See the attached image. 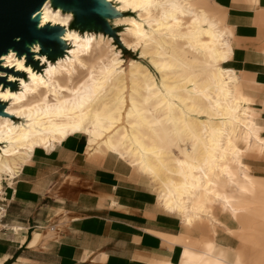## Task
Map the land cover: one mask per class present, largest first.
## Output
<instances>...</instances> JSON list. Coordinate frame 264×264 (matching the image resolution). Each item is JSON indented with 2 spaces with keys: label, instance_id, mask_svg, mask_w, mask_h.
I'll return each instance as SVG.
<instances>
[{
  "label": "bare ground",
  "instance_id": "1",
  "mask_svg": "<svg viewBox=\"0 0 264 264\" xmlns=\"http://www.w3.org/2000/svg\"><path fill=\"white\" fill-rule=\"evenodd\" d=\"M104 1L119 15H123L131 7L134 13L140 10L145 12L150 33L143 25L133 20L134 18L119 17L115 21L117 24L129 26L128 35L135 38V43L129 44L122 36L128 49L135 51L142 49L143 56L148 54L159 58L169 56L166 62H155L160 69L183 67L172 55L163 50L162 42L167 38L173 40V46L184 42L189 49L197 52L200 58L174 46L182 60L190 64L205 62L212 75L214 88L206 94L207 87L204 82L200 86L195 84L198 86L195 87V91L201 93V99L207 101L208 105L199 103V99L192 100L190 105L186 104L187 100L181 102L186 112L196 114L199 111L203 115L206 114L209 119L216 116L220 125L208 121L207 125L200 127L192 119L183 120L184 112L178 111L173 105L172 126L167 131L163 129L159 134L156 130L158 122L148 120L149 108L146 103L161 92L155 90L157 85L146 76L143 83L135 79L136 75L143 73L136 62L131 64L130 79L146 92L148 97H141L143 103L133 96L129 97V102H126L125 98H119L115 106L109 107L103 100L118 96L117 92L113 93V91L118 88V81L115 80L120 75V73L117 75V71L123 67L122 62L119 61L118 55H113L112 59H98L96 64L89 65L87 60L93 52L94 41L84 40L77 33L65 28L67 25L58 19V14L64 12L62 6H58V13L47 12V6L51 8V4H54V0H49L41 9V14L36 17L39 21L38 29L63 28L64 33L60 35L59 41L65 44V49L70 43L72 50H66L64 57L50 61L40 43L36 41L27 46L37 45L39 53L29 51L28 47V52L22 54L13 50L16 53L14 60L23 58L25 68L31 67V76L23 70L14 71L13 67L0 66V79L5 75L3 72L9 70L13 74L25 72L29 76L28 83L24 82L23 85L20 83L19 91L9 89L3 91L0 87V105L5 108L0 113V181L3 176L11 177L10 182L14 180L15 175L27 163L36 148H54L55 144L66 140L69 136L83 134L89 138L88 153L97 155L103 153L104 156L112 154L120 160H131L132 169L136 167L137 170L142 171L151 184L160 190V205L171 214L181 215L186 220L187 226L195 228L201 223L213 222L227 226L230 220L238 222L243 210L235 205V198L231 194L239 191L240 195H244L248 190L241 187L234 191L235 175L230 164H240L242 158L247 156L252 137L255 138L253 146L264 153L262 136L264 128L252 107L253 101L246 95L244 87L246 84L235 71L224 67L233 56V32L208 10L207 0ZM37 55L42 58V63L36 61ZM35 63L38 65L33 66ZM2 64L3 61H0V65ZM42 68H45L44 73L41 71ZM83 70L88 71L89 76L82 84L76 86L75 79L79 71ZM13 74L6 85L19 81ZM202 75L205 76V72H202ZM204 78L206 81L209 80L207 76ZM193 82L190 79L188 81V83ZM163 103L164 99L161 98L160 105ZM138 116L152 128L151 135L160 141L164 140L167 145L171 143L172 136L183 143L184 136L192 135V148L186 149L178 156L171 153L173 159L167 158L170 153L165 147L147 145L143 142ZM14 118L24 123L14 124ZM124 124L130 129H126ZM238 129L243 132L240 137H237ZM127 130H130V136ZM169 131L171 134L168 133ZM127 138L137 148L126 145ZM241 145L247 150L241 149ZM156 160L165 165L167 171H164ZM243 175L247 182L251 181L250 175L247 173ZM221 180L232 182L228 185L231 191L224 193L218 190L220 184L218 182ZM212 208L219 209L224 215L223 220L220 221L212 215ZM198 213L202 214V217L199 218ZM255 216L264 223V214L257 213ZM251 244L257 246L255 248L258 251L262 249L261 253L264 254V225L258 224L257 231L251 238ZM202 248L203 253L193 254L187 250L185 256L206 263L208 258L215 255V251L208 244L203 245ZM215 258L217 264L224 262L246 264L244 261H234L233 256L228 262V257L227 255L224 257L223 252L216 254Z\"/></svg>",
  "mask_w": 264,
  "mask_h": 264
},
{
  "label": "crops",
  "instance_id": "2",
  "mask_svg": "<svg viewBox=\"0 0 264 264\" xmlns=\"http://www.w3.org/2000/svg\"><path fill=\"white\" fill-rule=\"evenodd\" d=\"M210 1L223 14L207 6L208 10L234 36L233 56L224 67L256 91L247 96L254 100L252 107L264 128V105L259 103L264 99V0ZM88 143L86 135L69 136L53 149H36L21 168L13 190L8 191L11 205L6 222L24 228L15 227V235L0 237V264H217L215 256L220 252L228 262L233 256L234 261L264 264L262 249L251 244L258 224L264 225L256 216L249 223L239 222L243 210L238 230L230 222L228 227L214 222L195 228L186 225L193 229V243L199 238V249L185 246L189 232L180 217L165 211L145 184L134 182L117 157H90ZM245 163L255 176L264 178V158ZM248 186L245 194L257 191L252 179ZM58 217L66 223L60 241L44 245L51 229L36 231L32 237L25 229L45 226ZM219 227L227 232L217 233ZM228 232L239 238L240 249L233 248ZM205 244L215 251L206 263L185 256L187 250L203 253Z\"/></svg>",
  "mask_w": 264,
  "mask_h": 264
},
{
  "label": "rangeland",
  "instance_id": "3",
  "mask_svg": "<svg viewBox=\"0 0 264 264\" xmlns=\"http://www.w3.org/2000/svg\"><path fill=\"white\" fill-rule=\"evenodd\" d=\"M114 3L120 4L117 1H114ZM207 6L209 7L210 10H212L214 12H218L220 14H223L222 12L218 11L211 4L210 0H207ZM46 9H47V12H49V13H53V12L58 13V7L54 8V6L52 4H51V8L49 6H47ZM132 10L133 9L131 7V9H128V11L125 12L123 15L117 16V15L111 14L108 17H106L105 18V21H106L105 25L106 26H104L106 31L102 30L100 28H96L95 25H89L87 28H81L79 25V21L77 20L75 10H68V11L66 10L63 12V14H58L59 15V17H58L59 21L65 23L67 25L65 27L66 29H69L71 32L77 33L84 40L90 39L91 41H94L93 52L90 55V58L87 60L89 65L96 64L98 59H105V58L112 59L113 55H118L119 61L122 62L123 67L117 71V75L119 73H120V75L118 77L116 76L117 78L115 80V81H118V88L119 87L120 88L119 89L116 88L113 91V93L117 92L118 96L113 97V98L107 97L103 100L104 103L110 107V106H115L116 103L118 102L119 98L120 99L125 98V101L129 102V99H130L129 97L133 96V97H136L140 102H142V98H141L142 96L148 97L147 96L148 94L146 92H144L140 87H138L137 84L133 83L132 80L130 79L131 64L133 62H136L140 65L143 73L141 75H136L135 79L137 81L143 83L144 77L146 76L147 79H150L152 83H155L157 85V88L155 90L156 91L159 90V93L161 92L158 96L149 99L148 102L146 103V106L149 108L148 113H147L148 120L149 121L154 120L153 122H158V125L156 126V130L158 131L159 134L162 133L163 129L165 131H167L172 126V122H173L172 106L173 105L175 106V108L178 111L181 110V112L182 111L184 112L183 120L187 121L188 119H192V121H196V123L200 127L202 125L203 126L207 125V123H209V122H213V123H215V125L219 126L220 124H219V121L216 118V116L209 119L206 114L203 115L199 111H197L196 114L188 113L184 110V105L181 102V100H187L186 104L190 105L192 103V100H198L199 99V103L203 102V103L208 105L207 101H205L204 99H201L202 98L201 93H198L195 91V87L200 86V84H202L204 82L205 86L207 87V90L205 91V93L207 94L209 91H213L214 87L212 84V75L209 73V67L206 64H204L205 63L204 61L199 62L198 64H190V63L182 60V58L180 57V55L178 53V50L175 49V47H178L179 50L185 51V52L191 54L192 56H196L197 58H200V56H198L197 52H194L193 50L189 49L188 46L185 45L184 42H180L179 44H177V46L174 44V46H175L174 47L173 46V40L171 38H167L166 40H163L162 48L166 53L172 55V57L174 59H176L180 65L183 66L182 67L183 69L177 68V67L160 69L159 67H157L155 65V62H163V61L166 62V61H168L167 59L169 56L164 57V58H159V57L154 56L152 54H148L146 56H143L142 55V49H139L138 51H135L134 49L133 50L128 49L126 44L123 42V37L126 40V42L129 44H134L135 38L131 35H128L129 26L124 25V24H117L115 21L116 18H119V17H124L123 19H133L134 18L133 20H136L138 24L143 25L145 30L148 33H150V29L148 27L146 17H145V12L143 10H140V12L134 13ZM62 32L64 33V31H62ZM100 33H102V34H100ZM86 36H87V38H85ZM71 47H72V45H70V43H68L66 50L71 51L72 50ZM54 48L55 47L47 48L46 51L48 52V50H49V52H51V54L54 55ZM66 50L65 49L63 50L64 53L62 54L61 57L65 56ZM39 52L40 51L37 48L35 53H39ZM37 57H39V56L37 55ZM57 59L55 58V60H57ZM36 61H39L40 63H42L41 59H36ZM25 65H26V61H25ZM37 65L35 63L33 66H37ZM13 68H14V71H16L15 66ZM43 70L45 71V68L41 69V71H43ZM44 71L42 73H44ZM83 71H79V74L75 79L74 84L76 86L82 84L89 76L88 71H86V70H83ZM196 71H199V72L196 73ZM202 72H205V76H207L209 78V80H207V81L205 80V78H204L205 76L202 75ZM3 73H5V75H2L4 77L2 79H0V82L3 84L2 85L0 83V87H1V90H3V91H6L7 89H9L11 91H15V90L19 91L20 90L19 85H20L21 80H23L24 82H27V83L29 82V76H28V74L26 75L25 72L13 74L12 71L9 70V71H5ZM12 74L19 81L6 85V83L8 81H10ZM0 76H1V74H0ZM189 79L193 80L194 82L188 83ZM109 83H111V82H109ZM195 84H197L198 86L197 85L195 86ZM109 86H110V84H109ZM244 87H245L246 92H248V93L256 92L249 85H245ZM257 92H259V91H257ZM161 98L164 99V103L162 105H160V99ZM252 101H253V105H254V100H252ZM259 103L264 105V99ZM167 104H168V106H167ZM126 105H128V107H130L129 104H126ZM167 108H170V110ZM4 110H5V108H4ZM138 120L141 123L142 129L140 128V131L142 133V136L144 137L143 142L147 145L153 144V146L165 147L167 149V151L170 153V156H168L167 158L173 159V156H171V153H172V155L178 156L180 153H184L186 149L192 148V145H193V136L192 135H188L186 137L184 136L183 143L180 139L173 137L171 135L172 136L171 143L169 145H167L164 140L160 141L159 139H157L156 137H153L151 135L152 128L150 126H148L144 121H142L139 116H138ZM13 123L17 124V125H22V123H24V121L19 120L17 118H14ZM123 126L126 127V129H130L126 124H124ZM160 127H162V128H160ZM241 127H242V125H241ZM127 131H128V136H130L131 135L130 130H127ZM263 131H264V129H263ZM168 133H170V131ZM189 133L190 132L188 131V134ZM241 133H243V132L240 129H238L237 130V137H240ZM121 134H122V132L119 133V135H121ZM254 139L255 138L252 137V139L250 140L248 154H247V156L242 158V162L240 164H235V163L230 164L231 169L235 175L234 180H235L236 187H235L234 191L240 189L241 187H245V188L248 187L249 188L248 184L250 181L247 182L245 180L243 173H247L248 175H250L251 179L257 185V189H256L257 191L252 190V193H246L245 195H240L239 191H235L234 193L231 194L235 198V205L237 207L241 208L242 210H244V212H242L240 215L239 222L245 221V223H249L252 220H255V215L258 212H261V211L264 212V178H259V177L255 176L253 174L254 170L247 163H245V160H247V159H253L254 160V159L264 158V153L261 151V149H258L257 147L253 146V143L255 142ZM126 143H127L126 145H130L133 148L134 147L137 148V146L134 145V143L132 141H129V138L126 139ZM55 146H56V144H55ZM240 147H241V149H243L245 151L247 150L244 145H241ZM36 149H38V148H36ZM50 149H53V148H50ZM0 151H1V147H0ZM89 154H88V156L92 155L90 157H105L103 153H100V155H97V154H90L89 155ZM107 155H112V154H107ZM126 157H127V159H129L128 155ZM120 161L129 168L130 173L132 175V180L136 183L142 182L143 184H145V186L151 192H153L155 196L157 195L158 201H159L160 190H157V187H155L153 184H151V181L148 180V177L146 175H144L142 173V171L137 170L136 167L134 169H132V167H131L132 161L131 160H126V161L120 160ZM156 161L158 164H160L162 166L164 171H167L165 165L160 163L159 160H156ZM17 174L15 175L14 178L17 177ZM1 179H2L0 181V186L2 189L1 193L7 194V197H6L7 202L5 203V205L6 206L11 205V200L9 198L8 191L13 190L12 188L15 185V181H17V179L14 181L13 184H12V181L11 182L9 181L10 179H12L11 177L3 176ZM229 183H232V182H227V181L221 180L220 182H218V184H219L218 190L222 191L224 193H228L229 191H231V189H229V187H228ZM8 185H10V186H8ZM2 196H3V194H0V198H2ZM3 205L4 204L0 203V207H2ZM9 208H10V206H9ZM9 208L7 211V217H8V213H9ZM168 213H170V212H168ZM175 215H177V214H174L172 216H175ZM212 215H214V217L220 221L223 220V218H224V215L221 214V212L219 211L218 208H212ZM177 216H179L180 218ZM177 216H175V217L179 218V220H182L183 226L185 227L186 230H188L186 227V220L181 215H177ZM225 216H228V215H225ZM198 217L199 218L202 217V214L198 213ZM6 220H7V218L3 220L2 224H0V237L2 235L5 236L7 234L15 235V230H14L15 227L24 228L21 225L20 226L9 225V224H7ZM63 220L64 219H62V217H58L57 219L47 223L45 226L33 227V225H32V226L27 227L25 229H27V232L30 234V237H32V234L36 231H41V232L45 233L51 229V238H48L44 242V245H45L47 242H51V240H53V241L54 240H56V241L61 240V236L64 234V230L66 227V223H62ZM229 222L231 223L230 227H232L233 230H238L241 228L242 224H240L239 222H236V221L232 222L231 220ZM209 229H210V232H213L212 228H209ZM191 230H193V229H190V231L188 230L189 233L185 234V238H186L185 246H189V247L195 246V248L199 249L197 246L199 238L198 239L196 238L195 243H193L194 238L190 234ZM219 230L227 232L224 228L219 227L217 229V233ZM22 232L23 231H19L18 233H22ZM228 234H230V233L228 232ZM229 236H232V238L234 239V243H235L234 245L235 246L233 248L236 250L240 249L242 247V243L239 240V238L237 236L232 235V234H230ZM0 242H1V238H0ZM8 242L10 244H13V242L11 240H8ZM200 244H201V242H200ZM37 250H40V248ZM232 254H233V252H232Z\"/></svg>",
  "mask_w": 264,
  "mask_h": 264
},
{
  "label": "water",
  "instance_id": "4",
  "mask_svg": "<svg viewBox=\"0 0 264 264\" xmlns=\"http://www.w3.org/2000/svg\"><path fill=\"white\" fill-rule=\"evenodd\" d=\"M47 1L49 0H0V56L7 54L9 49L19 54L28 52L27 44L36 41L50 61L62 56L65 44L59 38L63 34V28L40 30L38 19L32 18L33 13L39 11ZM53 6H62L64 11L75 10L81 28L95 25L106 31L105 18L111 14L119 15L104 0H54ZM50 47H55L54 55L49 50L46 51ZM3 110L4 107L0 105V113Z\"/></svg>",
  "mask_w": 264,
  "mask_h": 264
},
{
  "label": "clouds",
  "instance_id": "5",
  "mask_svg": "<svg viewBox=\"0 0 264 264\" xmlns=\"http://www.w3.org/2000/svg\"><path fill=\"white\" fill-rule=\"evenodd\" d=\"M43 7L44 5L42 6V8ZM41 9L33 13V16H32L33 19H36V17L41 14ZM19 39L20 38L18 37L17 40ZM27 47L32 52H35L37 50V45H28ZM15 55H16L15 51H13L12 49H9L7 54L0 56V61H3V64L0 66L5 67V68H12L15 66L17 71H21V70L26 71L29 73V76H31V67L29 66L28 68H25L24 63H23V58H21L20 60H14ZM35 59H41L42 61V58L37 57V56L35 57ZM20 83L21 85H23L24 81L21 80Z\"/></svg>",
  "mask_w": 264,
  "mask_h": 264
},
{
  "label": "built area",
  "instance_id": "6",
  "mask_svg": "<svg viewBox=\"0 0 264 264\" xmlns=\"http://www.w3.org/2000/svg\"><path fill=\"white\" fill-rule=\"evenodd\" d=\"M16 179L17 177L14 180H12V184L14 183ZM0 194H3L2 198H0V203L4 204L2 207H0V224H2L3 220L7 218V211L10 205H7V206L5 205V203L7 202V199H6L7 194L6 193H0Z\"/></svg>",
  "mask_w": 264,
  "mask_h": 264
}]
</instances>
